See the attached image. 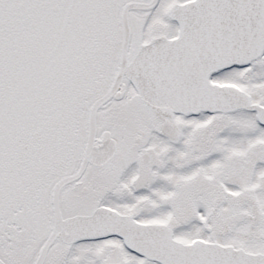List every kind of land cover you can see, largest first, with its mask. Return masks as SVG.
Segmentation results:
<instances>
[{
    "label": "snow or ice",
    "instance_id": "1",
    "mask_svg": "<svg viewBox=\"0 0 264 264\" xmlns=\"http://www.w3.org/2000/svg\"><path fill=\"white\" fill-rule=\"evenodd\" d=\"M0 264H264V0H0Z\"/></svg>",
    "mask_w": 264,
    "mask_h": 264
}]
</instances>
